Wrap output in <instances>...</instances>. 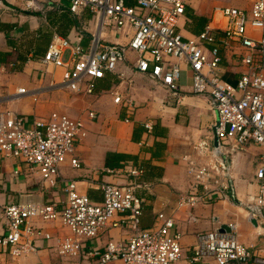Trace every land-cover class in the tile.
Instances as JSON below:
<instances>
[{"label": "built area", "instance_id": "1", "mask_svg": "<svg viewBox=\"0 0 264 264\" xmlns=\"http://www.w3.org/2000/svg\"><path fill=\"white\" fill-rule=\"evenodd\" d=\"M37 1L30 0L31 7ZM127 1L68 0V10L73 15L87 9L96 34L87 47L81 44L78 34L72 42L54 36L41 63L64 68L62 85L86 94L93 92L94 81L102 79L104 72L126 60L128 52L135 55L133 67L138 72L149 73L152 79L172 89L179 77L180 63L186 64L191 72L190 92L208 96L215 112L216 144L209 147L201 141L194 146L207 156L204 164L187 156L182 158L189 188L178 206L192 208L225 198L232 187L229 159L253 144L263 154L254 172L258 190L244 205V212L248 220L264 228V0H253L248 12L233 7L217 9L224 19L222 47L236 42L243 51L238 60L243 71L235 85L216 74L221 57L208 27L193 38L180 35L178 23L190 0ZM127 28L132 33L125 45L101 41L100 34L105 29L124 33ZM113 102L119 103L120 96L115 95ZM88 118L95 119V113L89 112ZM144 128L149 131L151 124L145 123ZM85 135L82 121L63 114L53 112L47 119L30 120L25 115L0 113V156L18 160L27 170L37 173L48 188L57 187L63 165L80 167L75 147ZM107 172L125 177L126 182L100 184L98 203L80 193L75 181L61 180L65 199L59 210L55 203L4 206L0 252L8 251L13 257L35 252V239L49 238L37 230L35 223L59 220L70 232L58 242L57 254L64 260L61 264H178L181 236L171 217L159 213L150 227H140L144 200L136 191L147 187L138 181L142 169L127 163L120 170ZM115 228L125 229L126 239L94 244ZM228 228L229 232L213 229L199 233L189 262L212 258L216 264H264L259 246L239 243L236 226Z\"/></svg>", "mask_w": 264, "mask_h": 264}, {"label": "crops", "instance_id": "2", "mask_svg": "<svg viewBox=\"0 0 264 264\" xmlns=\"http://www.w3.org/2000/svg\"><path fill=\"white\" fill-rule=\"evenodd\" d=\"M231 1V5L211 6L206 0H190L178 28L183 38H193L208 27L221 57L216 74L235 85L243 71L238 62L243 51L236 42L222 47L224 19L217 9L233 7L248 12L253 0ZM127 4L131 2L128 0ZM125 32L105 29L100 38L104 44L125 45L132 31L127 28ZM77 34L87 47L96 28L87 9L71 14L68 0H38L33 7L30 0H0V113L25 115L32 120L47 119L55 112L82 121L86 132L75 147L80 167L63 165L59 183L53 189L44 186L40 176L18 160L0 156V234L5 230L4 206L55 203L59 210L65 199L61 180L75 181L80 193L98 203L100 184L126 182L125 177L107 171L120 170L126 161H131L143 170L138 181L147 184L136 191L144 200L140 226L150 227L159 213L171 217L181 236L182 256L178 264H216L212 258L190 263V251L199 233L231 225L236 226L239 243L257 245L263 255L264 228L251 223L244 212V205L258 190L254 172L263 152L249 144L231 156L232 187L225 198L192 208L178 206L189 188L182 158L187 156L204 164L207 156L198 153L194 146L201 141L209 147L216 144L213 133L216 115L209 97L190 92L191 72L186 64L180 63L179 77L172 89L152 79L149 73L138 72L133 67L135 55L131 52L126 60L104 72L102 79L94 81L91 94L70 91L62 85L64 68L43 65L41 59L54 36L72 42ZM115 95L120 96L119 103L113 102ZM89 112L95 113L96 118L89 119ZM145 123L151 124L149 131L144 128ZM35 227L49 238L37 237L36 251L19 257L8 251L0 252V264L64 261L57 248L59 240L70 235L69 230L59 220L37 221ZM110 239H126V230L111 229L94 244L99 246Z\"/></svg>", "mask_w": 264, "mask_h": 264}, {"label": "rangeland", "instance_id": "3", "mask_svg": "<svg viewBox=\"0 0 264 264\" xmlns=\"http://www.w3.org/2000/svg\"><path fill=\"white\" fill-rule=\"evenodd\" d=\"M211 6L213 5H231L233 2L231 0H206Z\"/></svg>", "mask_w": 264, "mask_h": 264}, {"label": "water", "instance_id": "4", "mask_svg": "<svg viewBox=\"0 0 264 264\" xmlns=\"http://www.w3.org/2000/svg\"><path fill=\"white\" fill-rule=\"evenodd\" d=\"M251 223L255 224V221L252 220ZM220 231H221V232H223V231H225V232H229V228H228L227 226H222V227L220 228Z\"/></svg>", "mask_w": 264, "mask_h": 264}, {"label": "trees", "instance_id": "5", "mask_svg": "<svg viewBox=\"0 0 264 264\" xmlns=\"http://www.w3.org/2000/svg\"><path fill=\"white\" fill-rule=\"evenodd\" d=\"M131 161H126L123 165H122V167L125 165V164H127V163H130ZM132 163V162H131ZM139 167V166H138ZM140 168V167H139ZM142 169V168H141ZM142 172H143V170H142ZM141 227V226H140ZM141 228H143V227H141ZM144 229V228H143Z\"/></svg>", "mask_w": 264, "mask_h": 264}]
</instances>
